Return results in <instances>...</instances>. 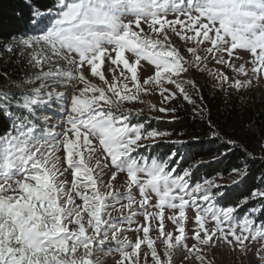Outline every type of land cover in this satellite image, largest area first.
Here are the masks:
<instances>
[{"label":"snow or ice","instance_id":"snow-or-ice-1","mask_svg":"<svg viewBox=\"0 0 264 264\" xmlns=\"http://www.w3.org/2000/svg\"><path fill=\"white\" fill-rule=\"evenodd\" d=\"M21 11L25 31L0 44V264H100L109 242L115 264H174L181 252L180 264H214L208 253L224 248L264 264V177L225 203L224 185L194 178L201 162L141 154L168 134L133 123L143 110L125 107L150 90L161 105L195 106L190 69L236 92L264 80V0H23ZM142 60L154 66L143 83ZM229 175L239 185L247 163Z\"/></svg>","mask_w":264,"mask_h":264},{"label":"trees","instance_id":"trees-1","mask_svg":"<svg viewBox=\"0 0 264 264\" xmlns=\"http://www.w3.org/2000/svg\"><path fill=\"white\" fill-rule=\"evenodd\" d=\"M22 4L23 0H0V44L25 31L23 19L27 13L21 11ZM194 84L195 87L188 90L196 101L195 106L178 97L170 104V108L176 109L170 112V121L144 120L146 122L142 123L149 130L167 133V137L181 142L184 147L183 151H174L172 146L161 143L154 150L164 156L172 152L185 156L182 162L185 167L191 166L193 160L201 162L194 171L196 180L226 178L233 168L246 162L249 175L239 185H224V201L232 204L259 186L264 177V151L259 147L264 138V96L257 98L245 90H223L208 78L197 77ZM250 125L253 131H249ZM226 139L247 145L252 157L225 145ZM222 151L228 152L227 158L223 162L213 160V156Z\"/></svg>","mask_w":264,"mask_h":264},{"label":"rangeland","instance_id":"rangeland-1","mask_svg":"<svg viewBox=\"0 0 264 264\" xmlns=\"http://www.w3.org/2000/svg\"><path fill=\"white\" fill-rule=\"evenodd\" d=\"M178 41V39L176 40V42ZM179 42V41H178ZM180 43V42H179ZM238 52H240L241 50H237ZM127 55V54H126ZM245 57H247V53L243 54ZM233 63H236L237 65L239 63H241V61L235 60L233 59ZM122 67V66H121ZM209 67H213V65H209ZM245 67H249V65L245 64ZM107 68V62L105 63V65L102 66L101 70L105 71ZM221 71H224L223 68L220 69ZM190 73H192V75L189 77V74H183L185 79H191L192 81H194V83L196 82L197 77H202V78H208L213 85L222 88L223 90H227L229 88H226L224 85H222L221 83H219L214 77L212 76H208L205 72H201L199 70H191L190 69ZM86 75L89 76V79L91 80L92 83H102L99 81L98 77H91L89 73H85ZM154 74V66H151L148 64L147 61H141L140 66H138V71H137V75H138V79L141 81V83H143L144 79H146L147 77L151 76ZM225 74H227V72H225ZM105 75L106 77L111 81L112 79V75L105 71ZM130 75V74H128ZM241 79H244L243 77H241ZM124 82H128L129 83V87H132V84L130 81H123V79L121 80V85ZM188 86H192V85H187ZM150 87V86H148ZM169 87H173V86H169ZM247 93L249 94H254L257 98H262L264 96V80H260L259 83H256L255 81L253 82V85L247 89H244ZM140 98L144 101V103H140L139 101H134L132 102L131 105H139V109H142L144 113H151V114H155L158 117L164 118L165 116L171 118L172 114L169 112H159V111H155L153 110V105H155V108H159L161 106L165 107V108H170V104L172 101H170L167 104L161 105L160 101H161V97L157 92H153V91H148L146 93H141L140 94ZM128 105L127 103H125V107L127 106H131ZM175 142V143H174ZM161 143H165L168 144L170 146H172L173 148H175L174 151H183L184 147L181 145V142H177L174 139H171L167 136H161L158 137L156 142L150 146H146V147H142L139 151L141 154H143L145 157H166L163 154L159 153L158 151L154 150V147L157 144H161ZM174 143V144H173ZM164 145V144H163ZM135 155V153H134ZM124 174H120L117 177L116 181H113L114 185L117 187V189L121 192V194H123L125 192V189L120 187L121 183H122V177ZM65 176L67 177V179L71 180L72 176L68 173L65 174ZM62 179H64L65 177H61ZM105 180H107V176L104 177ZM232 176H228L226 178H221V179H214L216 181V183L221 184V185H232L231 182ZM113 215L119 219L118 216H116L115 213H113ZM167 215V213H166ZM135 225H133L134 227ZM165 227L166 230L169 229V223L166 221L165 222ZM188 227L190 229L194 228V225L192 223H189ZM153 235H155L153 233ZM189 235H191V232H189ZM136 238L135 234L129 232L128 233V239L134 241ZM193 243V241L191 239L188 240V244L191 245ZM110 244V248L108 245L105 246L106 251L108 252L107 255L101 253L98 257L100 264H115V261L119 258L118 253L115 251L116 245L114 242H109ZM157 246H158V250L162 251V246H160L159 244V240H157ZM143 251V248H142ZM184 253L181 252L179 256H175L174 257V264H180L181 259L183 258ZM214 257V264H258V258L252 255H248V256H241L238 252H231L229 251L227 248H224L222 251L219 252H209L208 253V258H213ZM185 264H196V261L193 259L191 262L189 261H185Z\"/></svg>","mask_w":264,"mask_h":264},{"label":"built area","instance_id":"built-area-1","mask_svg":"<svg viewBox=\"0 0 264 264\" xmlns=\"http://www.w3.org/2000/svg\"><path fill=\"white\" fill-rule=\"evenodd\" d=\"M175 43L177 44V46H179V44H180L178 41L177 42L175 41ZM188 87H190V86H188ZM127 107H129V106H127ZM131 107H133L134 109H139L140 106L137 104L135 106L131 105ZM47 114L51 118V123L53 125L57 124L58 119H59V114H60L59 108L54 106L52 109L48 110ZM130 119H131V121L133 123H142V122H146V121H150V120L151 121H170V118L167 117V116H165L164 118H161V117H158L155 114L144 113L143 111H142V113L140 115L133 114L130 117ZM144 120H146V121H144Z\"/></svg>","mask_w":264,"mask_h":264}]
</instances>
